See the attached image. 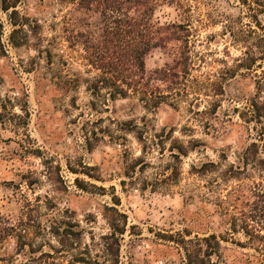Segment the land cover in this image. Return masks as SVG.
I'll list each match as a JSON object with an SVG mask.
<instances>
[{"label": "rangeland", "instance_id": "rangeland-1", "mask_svg": "<svg viewBox=\"0 0 264 264\" xmlns=\"http://www.w3.org/2000/svg\"><path fill=\"white\" fill-rule=\"evenodd\" d=\"M8 1L0 219L16 232L0 233V256L23 264L20 242L51 251L53 231L69 230L59 261L89 248L115 264L104 237L123 214L118 264H187L183 246L198 243L216 252L211 264H264V59L243 67L247 51L264 50V0H155L162 46L145 57L139 89L115 100L90 90L100 71L75 36L97 23L95 8ZM13 10L30 24L21 47L10 41Z\"/></svg>", "mask_w": 264, "mask_h": 264}, {"label": "trees", "instance_id": "trees-1", "mask_svg": "<svg viewBox=\"0 0 264 264\" xmlns=\"http://www.w3.org/2000/svg\"><path fill=\"white\" fill-rule=\"evenodd\" d=\"M79 5L83 10L92 12L95 8L99 20L95 24H81L76 32V38L82 39L88 60L92 67L98 71L97 82L90 86L93 93H101L103 90H112L110 96L127 97L129 91H137L143 80L145 72V57L154 49L162 46L163 38L161 32L154 21V1L155 0H79ZM2 9L5 12L15 9L8 0H0ZM244 3L246 1L244 0ZM88 4V6H87ZM264 12V3L261 4ZM10 20L14 27L10 35V41L14 47H21L29 43L27 29L30 27L29 20L20 15L17 10L10 14ZM2 25L0 24V28ZM18 34H22L18 40ZM1 41V40H0ZM264 43V38H263ZM243 64L246 69H252L258 60L264 59V50L260 54L247 51ZM120 220L110 221L112 232L104 237L106 252L115 257V264L119 263V253L122 236L126 232L127 218L123 214H118ZM24 233L26 230L24 229ZM11 234L16 232V228L9 222L0 219V233ZM53 233L59 238V248L51 247V251L41 248L35 249L33 245L20 242L16 255L25 256L23 264H105L91 256L89 248L72 259L63 262L56 256L65 253L73 243L71 239L73 232ZM24 238L22 232L18 235ZM215 239L214 236L199 239L198 242H208ZM21 241V240H20ZM185 244V242H184ZM219 246V243H217ZM29 247V248H27ZM185 258L187 264H211V258L216 253L213 250L203 252V245L199 244L194 250L188 249L184 245ZM15 256H0V264H15Z\"/></svg>", "mask_w": 264, "mask_h": 264}]
</instances>
